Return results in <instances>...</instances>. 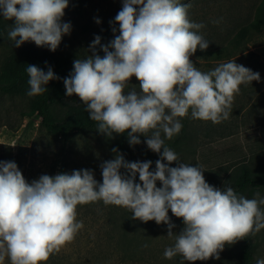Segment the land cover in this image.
<instances>
[{
	"label": "clouds",
	"instance_id": "clouds-1",
	"mask_svg": "<svg viewBox=\"0 0 264 264\" xmlns=\"http://www.w3.org/2000/svg\"><path fill=\"white\" fill-rule=\"evenodd\" d=\"M68 6L69 0H0V18L13 22L8 37L14 47L34 42L55 52L71 32L62 19ZM190 7L179 0H122L110 21L114 39L101 44L95 36L91 54L76 58L63 79L66 96L75 95L86 106L97 132L108 139L127 133L133 146L145 137L147 148L159 156L154 170L152 161L128 162L113 148L114 158L100 164L102 182L93 170L80 169L29 183L14 161H0V262L7 257L10 264H46L83 227L77 207L100 201L129 210L133 220L167 225L174 244L164 257L179 255L191 264L218 260L225 245L264 229L259 192L249 199L231 186L210 185L201 167L181 162L165 143L180 133L189 113L214 124L227 120L240 85L260 80L258 72L235 60L207 72L195 66L190 57L198 47L206 50L209 41L200 34L205 24L190 20ZM26 73L29 97L43 95L50 81L60 79L51 67L45 72L27 65ZM133 77L139 90L125 91ZM169 210L183 221L179 233L173 232Z\"/></svg>",
	"mask_w": 264,
	"mask_h": 264
},
{
	"label": "rangeland",
	"instance_id": "rangeland-1",
	"mask_svg": "<svg viewBox=\"0 0 264 264\" xmlns=\"http://www.w3.org/2000/svg\"><path fill=\"white\" fill-rule=\"evenodd\" d=\"M262 1L179 0L182 4H191L188 10L191 21L205 24L200 34L209 41V47L204 51L198 47L190 57L199 70L207 72L220 63L235 60L260 74L259 81L240 85L227 120L214 124L192 119L189 113L181 120L180 133L165 141L181 162L201 167L206 182L217 188H234L245 173L259 174L264 165V25L259 30L250 29L238 48L231 43L238 31L255 20ZM121 8L122 0H69L62 19L72 25L71 32L62 37L56 51L70 57L72 69L76 58L84 59L91 54L88 49L95 36L103 38L112 32L110 21H114ZM12 24L4 19L0 34V75L12 56L25 49H48L34 42L14 47L8 37ZM115 27L118 29L119 25ZM223 48L232 49L230 54L225 51V59L208 60L206 51ZM97 52L103 55L99 46ZM138 84L133 77L125 91L139 90ZM140 139V144L131 145L132 153L120 152L124 158L128 162H144L149 161L146 155L154 154L159 159L158 154L147 148L146 138L140 136ZM62 140L46 130L27 96H11L0 91V161H14L29 183L44 174H71L80 169L93 170L95 179L102 182L100 164L114 158L111 150L116 148L115 138L108 139L94 128L76 132L67 143ZM155 161L150 170H154ZM171 166L177 165L174 162ZM256 192L264 197V185L243 190L240 195L252 199ZM131 217L129 210L105 205L102 201L79 205L77 220L82 221L83 227L46 264H191L179 255L172 259L164 257L165 249L174 244V239L167 236V225H157L155 221L144 223ZM169 217L176 226L173 232L179 233L183 228L182 219L173 216L170 210ZM251 238L256 264L258 259H264V229ZM234 247V244L225 245L218 260L212 258L194 264H226ZM0 264H10V261L6 257Z\"/></svg>",
	"mask_w": 264,
	"mask_h": 264
},
{
	"label": "trees",
	"instance_id": "trees-1",
	"mask_svg": "<svg viewBox=\"0 0 264 264\" xmlns=\"http://www.w3.org/2000/svg\"><path fill=\"white\" fill-rule=\"evenodd\" d=\"M264 25V0L258 7L255 20L250 26L241 29L232 38L231 43L238 48L241 39L250 29L259 30ZM4 28V19L0 18V34ZM114 39L113 32L101 39V44H107ZM231 48L221 50L206 51L208 60L219 61L225 59L226 54L231 53ZM246 51V50H244ZM27 65H35L45 72L51 67L54 73L60 77L58 80H52L47 85L48 91L43 95L29 97L28 75L26 73ZM73 71L71 68V59L68 55H62L49 49H25L5 62L0 75V91L11 96L24 95L29 98L35 113L41 118L42 124L46 130L62 137V141L67 143L76 132H85L96 128V122L89 118L86 106L75 95L66 96L63 79L68 77ZM116 148L123 153H132V147L129 143L127 133L123 135L115 134ZM146 157L150 160H157L154 154H148ZM138 181V180H137ZM159 182H157V186ZM264 185V165L261 173L251 175L245 173L241 182L233 186L234 191L240 195L243 190L249 188L257 189ZM232 256L226 261V264H254V249L251 236L246 237L234 244Z\"/></svg>",
	"mask_w": 264,
	"mask_h": 264
}]
</instances>
